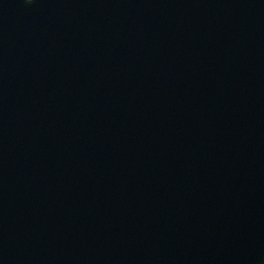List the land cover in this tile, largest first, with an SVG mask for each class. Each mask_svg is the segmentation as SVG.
<instances>
[{"label":"water","instance_id":"95a60500","mask_svg":"<svg viewBox=\"0 0 264 264\" xmlns=\"http://www.w3.org/2000/svg\"><path fill=\"white\" fill-rule=\"evenodd\" d=\"M0 264H264V0H0Z\"/></svg>","mask_w":264,"mask_h":264}]
</instances>
